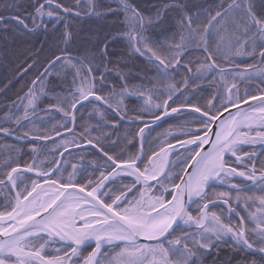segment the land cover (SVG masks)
Listing matches in <instances>:
<instances>
[{
    "label": "snow or ice",
    "instance_id": "obj_1",
    "mask_svg": "<svg viewBox=\"0 0 264 264\" xmlns=\"http://www.w3.org/2000/svg\"><path fill=\"white\" fill-rule=\"evenodd\" d=\"M52 3L53 0H44L33 5L34 11L30 14L31 28L18 16H0V21L16 20L19 26L28 31L38 30L44 33H47L49 27L58 30V24L66 27V24H63L62 13L54 11L51 8ZM45 4L49 6L47 10ZM61 7L63 13L68 16L73 15L72 7L56 5L57 9ZM176 7L180 6L176 5ZM233 7V4H229L224 14L217 9L212 19L220 17L223 20ZM115 11L117 10L107 7L105 11H96L93 15L106 18ZM118 11L125 14V20L130 28L127 33L129 46L135 53L141 56L147 55L148 60L155 65L156 74L162 77L171 79L173 74L179 75L181 71H192V62L187 58L183 62L181 60L184 52L190 47L199 49L205 57L204 61L199 63L197 75L192 81L193 85L204 73L213 72L215 75L217 72H223L222 69H218L216 57L225 59L230 55L242 54L243 44L234 48L231 41L224 42L223 46L217 43L219 33L210 34L206 28L201 27L198 14L190 16L185 11L181 15L179 20L181 32L186 31L187 37L181 34L179 43L168 46L160 40H151L145 31L147 26L155 23L167 11V8L158 10L155 18L145 17L129 0H119ZM75 15L78 16L79 12L76 11ZM246 15L248 21L244 26L246 35L243 43L251 40L254 46L257 39L264 41V0H261L259 16L251 5L246 9ZM212 27L215 28V26ZM124 34L113 33L110 37H103L96 44L97 51L89 60V64L95 60L99 68L95 76H92V67L87 69V74L90 81L98 82L100 93L94 92L92 90L94 85L89 83L87 90L80 91L78 97L73 96L64 110V115L69 117V125L75 124L77 104L88 100L90 96H94L95 101L103 100L108 103L109 108L112 107L104 96L103 89L114 87L109 80L110 75L115 73L121 79L124 75L118 67L110 64L109 46L112 41ZM69 36L67 31L63 34L64 39ZM236 41L239 43L240 37H236ZM149 44L159 45L169 53L175 51V54L165 55L164 52H157L153 47H149ZM260 48L258 54L264 58V43L260 45ZM57 61L71 70L74 79L80 74L84 63L67 55L54 54V58L48 60L46 65L38 66L32 86L25 93L27 107H35L36 93L43 94L44 82L52 75ZM37 81H39V87ZM261 83L264 84V73H262ZM181 85L185 88L189 87L188 80L182 79ZM235 87L233 83L231 87L225 89L222 95L227 103L221 104L214 110L210 106H206L203 110L198 106H192L191 111L199 113L197 119L200 127L192 131L188 138L177 137L180 147L186 149L185 153H180L179 149L169 142L167 145L160 144L159 150L153 149L148 154H144V127H140L139 150L128 155L126 159L119 155L114 157L109 154V151H123L124 146L131 143V140L120 143L109 138L114 147L110 150L100 147V151L106 157V163L110 162L111 170L107 175L102 172V178L97 181L88 180L84 183L81 180L78 183H72L73 177L69 176L65 179L55 164L43 170L39 165L35 168L26 166L23 171H34L37 178L33 179L30 185H22L18 191H13L16 188L13 174L21 170L18 167H11V171L7 173V180L11 184L5 185L11 193V201L6 210L0 211V236L5 237L0 240V264H101V261L96 259L101 248L112 245L120 249L118 257L122 258L112 264H204V256L218 254L221 244L228 241H232L233 248L259 254L261 264H264V216H261L260 224L253 229L255 236L246 234L245 218L239 216L237 212L241 201L238 195L241 187L232 179L239 177L244 180L258 181L260 185H264V167L260 169L257 177L255 164L253 163L249 168L247 165L251 161L245 162L243 159L244 156L251 157L254 153L240 147L256 142L252 130L257 119H259L258 127L264 129V95H252L251 99L258 100L259 104L250 106V109H242L241 103H248L249 96L233 99L237 97V93L233 92ZM126 88V85H122L124 91ZM178 91L180 88L172 85L167 97L153 105V108L159 111L148 110L153 120H161L170 112L181 111L175 106V102L170 109L168 106V101L172 100V96ZM231 108L240 110L232 112ZM252 109H258L262 113L261 117L254 118L251 114ZM226 111L228 115L221 119ZM27 118L28 112L25 111L23 116L15 118L14 123L20 125V121ZM138 119L143 120L144 117H138ZM213 126L216 128L215 132L212 130ZM26 127L24 125L10 131L8 127L0 126V133L19 140L29 137L32 140H47L52 137L51 133L41 136L38 132L23 130ZM68 130H71L70 127ZM19 132H22V135H18ZM73 136L75 137L76 133H73ZM255 137L259 138V142L264 143V131L257 130ZM85 142L93 147H97L99 143L93 141L87 126L81 132L79 142L73 140V145L83 147ZM67 147L65 143L63 149L67 150ZM169 149L187 156L175 178L172 177L171 170L168 173L164 172V163L170 154ZM241 163L245 164L244 170L235 166ZM54 172L55 175H53ZM121 175L133 179L119 191L118 195H110L111 185L105 187V181L109 179V176ZM161 175L164 177L163 180L160 179ZM151 181H156V184L150 183ZM3 183L4 181L0 180V184ZM217 184H227L228 188L236 191L235 206L229 203L232 199L230 192H213ZM153 188L158 189L154 195L150 194ZM133 189H135L134 192ZM128 192H132V196H128ZM165 193L168 194L167 197ZM217 201L228 205L225 211L229 216L235 214L239 217L238 225H233L231 220L225 222L221 216L209 211V205H216ZM259 203L264 206V197L260 198ZM192 228L199 231L190 235L189 231ZM178 233H182L185 239H174ZM53 237L67 246L66 251L61 255L60 248L57 247L55 254L42 255L44 247ZM176 245H182V247H176ZM88 246H92L93 250L86 257H80L75 261L72 259ZM249 264H256V261L251 260Z\"/></svg>",
    "mask_w": 264,
    "mask_h": 264
},
{
    "label": "trees",
    "instance_id": "obj_2",
    "mask_svg": "<svg viewBox=\"0 0 264 264\" xmlns=\"http://www.w3.org/2000/svg\"><path fill=\"white\" fill-rule=\"evenodd\" d=\"M40 2H44V0H0V16H18L31 28L30 14L34 11L33 5ZM129 2L137 7L145 17L152 16L155 18L158 10L167 8V11L155 23L147 26L145 31L151 40H160L168 46L179 43L181 34L187 37L186 31L181 32L179 23L180 17L185 11L190 16L198 14L200 26L206 28L208 33H219L217 43L223 46V43L230 36L237 34L245 36V33L241 32L248 21L246 9L250 5L254 7L258 16L261 10V0H129ZM57 4L72 7L73 15L68 16L63 13L62 7L57 9ZM229 4H233L234 7L223 20L220 17L215 20L212 19L217 9L224 14V10L228 8ZM176 5L180 7H176ZM235 5H240V7H235ZM48 7L45 4L46 10ZM107 7L117 11L107 15L106 18L93 15L96 11H105ZM51 8L62 13L63 24H66V27L58 24V30L49 27L47 33H44L38 30L28 31L19 26L16 20L0 21V126L8 127L10 131L26 125L27 127L23 129L25 131L38 132L41 136L51 133V138H53L57 136V132L62 134L69 131V127L72 129L73 124H68L69 117L64 115V110L68 107V102L73 96L78 97L80 91L87 90L89 83L94 85L92 88L94 92L100 93L98 82L90 81L87 74V69L92 67V76H95L99 65L95 60L89 64V60L96 53L95 46L99 40L105 36L110 37L117 32L125 34L110 43L109 61L111 65L121 70L124 78L121 79L115 73L110 75L109 80L114 87L103 89V94L112 104L111 108L119 111L126 120L130 121L141 120L138 117H144L143 120L152 119L148 110L159 111L154 109L153 105L167 97L172 85L180 88V91L176 92L172 96V100L168 101L170 103L169 109L175 102V106L180 109L198 106L203 110L206 106H210L214 110L221 104L227 103L223 100L222 93L233 84V80L228 78H233V75L238 73V71H234L236 70L234 68H240V70H250L255 67L264 68V62H262L264 58L261 60L258 54L262 42L257 39L254 46L251 40L248 41L251 44L244 59L235 56L225 59L216 57L218 69H222L223 72H217L215 75L213 72L204 73L200 79L196 80L195 85L192 81L197 75L199 63L203 62L205 57L199 49L190 47L184 52L181 60L183 62L187 58L191 61L192 71H181L179 75L173 74L172 78L168 79L156 74L155 65L148 60L147 55L141 56L129 46L127 33L130 28L125 20V14L118 11L119 0H53ZM76 11L79 12L78 16L75 15ZM66 31L70 36L64 39L63 34ZM148 46L153 47L157 52H164L165 55L175 54V51L166 52L159 45L149 44ZM54 54L67 55L81 60L84 62L83 67L80 69V74L74 79L71 70L65 65H60V62L57 61V66L52 75L44 82L43 94L36 93V108L30 112L25 93L32 86L38 66L46 65L48 60L54 58ZM29 65L32 66L29 67ZM182 79L188 80L189 87H182ZM234 81L240 91L236 98H243L247 95L250 100L252 95H264V84L261 83V80H254L251 83L242 79H234ZM122 85L127 86L126 91L122 89ZM37 86L39 87V81H37ZM146 98L151 101L149 102L151 108L147 107ZM86 105L87 107L82 106L76 114L75 137L70 134L58 140L44 143L40 140H32L30 137L19 140L13 136L8 137L0 134V180L7 181V173L11 171V167L25 168L26 166L36 167L39 165L40 169L43 170L53 164L58 165L61 153L65 151L63 145L66 143L68 147H75L73 140L79 142L80 134L85 126H87L93 141H98L97 146L99 148L102 146L104 150H110L114 147L109 138L120 143L131 140V143L124 146L123 151H109V154L114 157L119 155L126 159L128 155L139 150L140 136L138 130L140 127L145 128V124L126 123L113 109L105 107L98 101H91ZM25 111L28 112V118L22 119L20 125H16L14 123L15 118L23 116ZM198 116L193 113H184L149 130L148 137L145 139L146 154L153 149L159 150L160 144L178 143L177 137L188 138L192 131L200 127ZM170 133H174V136L168 138ZM17 134L22 135V132ZM248 150L249 148L246 149V151ZM262 167H264V150L257 162L259 173ZM110 170V162L106 163V157L98 150L89 148L68 154L59 172L65 179L72 176V183H78L81 180L87 183L88 180H100L102 178L101 173L107 175ZM36 178L32 175H25L24 179L19 182L18 190L22 185H30L31 181ZM130 181L129 178H123L111 184L110 195H118L119 191ZM237 183L240 187L248 185L240 181ZM5 185L7 184H0V211L6 210L10 202L6 201L3 196V190L8 188ZM262 188L264 185L259 184L254 188L241 190L238 193L241 201L237 207V212L239 216L245 218L246 234L251 236H255L253 229L260 224V213L264 212V206L259 203L260 198L264 197ZM225 191L230 192L232 199L229 200V203L235 206L234 198L237 195L235 190L221 186H216L213 189L214 193ZM226 208L225 205L219 204L213 206L210 212H215L225 222L231 220L233 225H238L240 223L239 217L236 215L229 216L225 211ZM198 231L199 229H191L189 234ZM175 238L185 239L182 233H178ZM52 247L66 250L67 246L53 245ZM92 249L93 247L86 248L82 254L87 256ZM113 250L120 249L117 247L107 249L100 260L101 264L107 263L109 260L107 254ZM251 260H255L256 264H261L259 254L233 248L232 241L222 243L218 254L214 253L203 257L204 264H249Z\"/></svg>",
    "mask_w": 264,
    "mask_h": 264
},
{
    "label": "rangeland",
    "instance_id": "obj_3",
    "mask_svg": "<svg viewBox=\"0 0 264 264\" xmlns=\"http://www.w3.org/2000/svg\"><path fill=\"white\" fill-rule=\"evenodd\" d=\"M241 33H244V30L241 32ZM246 35V34H245ZM243 36L244 35H235V36H230V37H228L227 38V40L225 41V42H227V41H231V44H232V46L234 47V48H237V47H240V44H243V47L241 48V55H230V56H228L227 58H230V57H232V56H235V57H237V58H239V59H244V58H246V52H247V49H248V47L250 46V44L251 43H240V42H242L243 41ZM236 37H240V42L239 43H237V41H236ZM262 43H264V41H261ZM261 60H262V57H261ZM234 69H236V70H234V71H238V73H236L235 75H233V78H231V77H229L228 79H232L233 80V83L235 82L234 81V79H242L243 81H246V82H248V83H251L252 81H254V80H261L262 79V73H264V68H260V67H255V68H252V69H250V70H240V68H234ZM228 79H227V82H228ZM228 84H229V82H228ZM231 87V86H230ZM233 92H236V93H240V91L238 90V88H237V86L235 87V88H233ZM236 97H233V99H235ZM36 100H35V104H36ZM146 102H147V107L148 108H151L150 106V104H149V102H151L150 100H149V98H146ZM169 104L170 103H168V106H169ZM36 108V105H35V107L34 108H30V112H32L33 110L32 109H35ZM258 125H259V120L256 122V124H255V126L253 127V130H252V135H253V137L256 139V142L255 143H250V144H248L247 146H242L241 148L242 149H244V150H246V149H248L249 148V150L248 151H250V152H252V153H254L251 157H248V156H244L243 157V159H244V161L245 162H248V161H251V163H248V167L249 168H251L252 167V164L254 163L255 164V168H256V175H257V177L259 176V171H258V169H257V162H258V159H259V157H260V155H261V153H262V151H263V149H264V143H261V142H259V138L258 137H255V132L257 131V130H259V131H264V129H260L259 127H258ZM148 133H149V131L148 130H146L145 132H144V134H143V136H144V143H145V139L148 137ZM169 137L168 138H170V137H172V136H174V133H170L169 135H168ZM146 144V143H145ZM175 144H178V143H175ZM175 144H173V145H175ZM72 147V146H71ZM71 147H68V148H71ZM67 148V149H68ZM186 152V149H184V150H181L180 151V153H185ZM157 159H159V158H157ZM185 159H187V156L186 155H180V154H175V156H174V160H173V163H172V167H171V175H172V177L173 178H175V175L177 174V171L179 170V168H180V166H181V164L183 163V161L185 160ZM232 159H234V158H232ZM59 161H60V159H59ZM231 162V161H230ZM238 169H240V170H244L245 169V164L244 163H241V164H237V165H235ZM35 168V167H34ZM20 169V168H19ZM109 172V171H108ZM24 176L25 175H23V176H20L19 178H17L16 180H15V184H16V188H17V186L19 185V182L22 180V179H24ZM125 178H127V177H125ZM130 180H132L133 178L131 177V178H129ZM233 179V181L234 182H245L246 183V181H244L243 179H238V178H232ZM154 184H156V183H154ZM248 184H250V183H248ZM227 185V184H226ZM259 185V184H258ZM167 186V185H166ZM139 187V186H138ZM248 187H250V185H246L245 187H241L242 189L243 188H248ZM135 190L133 189V192H134ZM157 191H158V189L157 188H153L152 189V192L150 193V194H152V195H154V194H156L157 193ZM128 196H132V193L131 194H127ZM3 196L6 198V201H11V196H10V191H9V188H6V189H4L3 190ZM165 196L167 197L168 196V194L167 193H165ZM261 216H264V212L261 214L260 213V217ZM54 244H53V242H52V240L50 239L49 241H48V243H47V245L44 247V249H43V251H42V255H46V254H48V253H50V252H52L53 254H55L56 253V248H54V247H52ZM176 247H181V245H176ZM27 250V249H26ZM93 250V249H92ZM66 250L65 249H60V254L61 255H63L64 254V252H65ZM120 252V250H113V251H111V252H109V254H107L108 256L107 257H109V260L107 261V263L106 264H112V262H114V261H116L117 259H122V258H119L118 257V253ZM89 254V253H88ZM80 257H86V256H84L83 254H82V251H80V252H78V254H77V256H75V257H73L72 259L75 261V260H77V259H79Z\"/></svg>",
    "mask_w": 264,
    "mask_h": 264
},
{
    "label": "water",
    "instance_id": "obj_4",
    "mask_svg": "<svg viewBox=\"0 0 264 264\" xmlns=\"http://www.w3.org/2000/svg\"><path fill=\"white\" fill-rule=\"evenodd\" d=\"M92 100H95L94 96H90L88 100H85V101H82L81 103H78L77 106H76V110H75V111H76V114H77L78 110H79L83 105H86L87 103H89V102L92 101ZM98 102H100L101 104H103L105 107L109 108L108 105H107V103H106L105 101L102 100V101H98ZM258 104H259V101H258V100L250 99V100H248V103H241L240 108H242V109H250V106H255V105H258ZM109 109H112V108H109ZM113 110H114V112L120 117V119H121L122 121L126 122V123H129V124H145V125H148V126L146 127L145 130L156 128V127L160 126L161 124H163L164 122H166L167 120H169V119H171V118H173V117L180 116L181 114H184V113H193V112L191 111V108H182L180 112H177V113H171V112H170L169 115H167V116H163L161 120H153V119H150V120L130 121V120H126V119L121 115V113H120L119 111H117V110H115V109H113ZM239 110H240V109H237V108H231V109H230V111H232V112H237V111H239ZM253 110H255V109H252L251 111H253ZM193 114L199 115V113H193ZM227 115H228V112H227V111L224 112V115L221 116V119H224V116H227ZM75 129H76V121H75V124H73L71 130L66 131V132H64V133H62V134H60V135H58V136H56V137H53V138H50V139H47V140H43V139H41L40 141H42V142H44V143H47V142H52V141H54V140H58V139L63 138V137H65V136H67V135H70V134L75 133ZM145 130H144V131H145ZM212 130H213V132L216 131L215 126H213V129H212ZM0 134H3V133H0ZM3 135H5V134H3ZM5 136H8V135H5ZM8 137H11V136H8ZM175 146H176V148L179 149V151L184 150L183 148L180 147L179 143H178V144H175ZM191 147H194V146H191ZM89 148H94V149L98 150V151L103 155V152L100 151V148H99L98 146H97V147H93L91 144H87V143L84 144L83 147H71V148H68L67 150H65V151L62 153V155H61V157H60L59 164L57 165V166H58V171H59V170L61 169V167L63 166L64 161H65V157H66L68 154H70V153H72V152H75V151L84 150V149H89ZM169 150H170V155H169V158H168V162H167L166 168H165V170H164L165 173H168V172L170 171V169H171V165H172V161H173V156H174L175 153H177L176 151H173L172 149H169ZM205 150H207V146H205ZM143 152H144V154H146V153H145V147H143ZM141 159H143V156H141ZM137 166L139 167V162H138ZM20 170H21L20 172H18V173H14V174H13V179H14V180H15L19 175H21V174H29V175L36 176V174H35L34 171H32V172H24V171H23L24 169H20ZM188 171H191V169H188ZM55 174H56V173L54 172L53 175H55ZM160 179H161V180L164 179L163 175H161ZM116 180H117V178L115 179L114 177L109 176V179L105 181V187H108L110 184H112V183L115 182ZM243 180H244V179H243ZM244 181H247V180H244ZM250 182H253L254 185H256V184L258 183V181H256V182H254V181H250ZM150 183L154 184V183H156V181H151ZM5 184H11V182L7 180ZM217 185H219V184H217ZM137 186H139V185H137ZM223 186H226V185H223ZM226 187H228V186H226ZM15 191H17V190L15 189ZM218 204H223V203H222V202H217L216 205H218ZM212 206H214V205L210 204V205H209V209H210ZM226 206L228 207V205H226ZM244 228H245V227H244ZM245 230H246V228H245ZM3 239H5V237L0 236V240H3ZM51 239L54 240V242L57 243V244H63V245H65L63 242H59V241H58V238H56V237H53V238H51ZM88 247H91V246H88ZM88 247H87V248H88ZM112 247H116V246H115V245H112V246H109L108 248H103V247H102V248H101V251H100V254H98V256L96 257V259H97V260H101V257L103 256V253L105 252V250H107V249H109V248H112Z\"/></svg>",
    "mask_w": 264,
    "mask_h": 264
},
{
    "label": "bare ground",
    "instance_id": "obj_5",
    "mask_svg": "<svg viewBox=\"0 0 264 264\" xmlns=\"http://www.w3.org/2000/svg\"><path fill=\"white\" fill-rule=\"evenodd\" d=\"M251 114H252V116L254 117V118H259V117H261V115H262V113L258 110V109H255V110H253V111H251ZM259 119H257V121H258ZM256 121V122H257ZM255 126V124L253 125V127ZM248 144H245V145H241L240 147H242V146H247ZM169 153H170V150H169ZM170 155V154H169ZM169 155L167 156V158H166V160H165V163H164V170H165V168H166V165H167V162H168V158H169ZM123 177H125V175H121V176H115L114 178L116 179H120V178H123ZM234 178H238V179H243V178H239V177H234ZM247 181H249V180H247ZM185 227H187V226H185Z\"/></svg>",
    "mask_w": 264,
    "mask_h": 264
}]
</instances>
